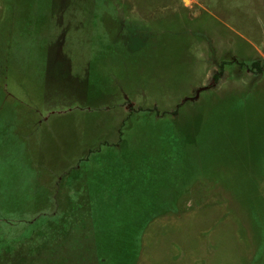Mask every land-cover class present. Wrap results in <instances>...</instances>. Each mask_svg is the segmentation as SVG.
<instances>
[{
	"label": "rangeland",
	"instance_id": "1",
	"mask_svg": "<svg viewBox=\"0 0 264 264\" xmlns=\"http://www.w3.org/2000/svg\"><path fill=\"white\" fill-rule=\"evenodd\" d=\"M176 132L201 139L222 183L196 186L181 215L152 222L136 264H264V0H0L7 201L35 195L25 165L54 193L86 158L137 170L141 138ZM2 215L0 243L23 264L33 216Z\"/></svg>",
	"mask_w": 264,
	"mask_h": 264
},
{
	"label": "trees",
	"instance_id": "2",
	"mask_svg": "<svg viewBox=\"0 0 264 264\" xmlns=\"http://www.w3.org/2000/svg\"><path fill=\"white\" fill-rule=\"evenodd\" d=\"M225 65L222 63L221 72L214 75L215 82ZM252 69L262 71L259 62L248 67ZM180 108L177 106L173 115L178 116ZM168 135L140 139L137 170L86 158L56 181L54 193L39 184L41 170L25 165L35 175L33 198L11 203L4 197L6 192L0 193L4 221L9 222L10 215L33 216L26 222L27 235L21 245L27 246L28 258L22 262H29L34 255L43 257L46 264H136L142 236L152 222L181 215L192 189L198 185L218 187L223 179L216 163L208 173L201 139L193 141L178 132ZM130 176L137 177L136 183L130 182ZM14 186L21 189L23 185ZM135 188L140 193L131 190ZM28 202L33 209L23 211L22 205L28 206ZM43 207L48 212L39 214ZM6 247L0 243V264L8 263L6 256L17 264L12 256L17 250Z\"/></svg>",
	"mask_w": 264,
	"mask_h": 264
},
{
	"label": "water",
	"instance_id": "3",
	"mask_svg": "<svg viewBox=\"0 0 264 264\" xmlns=\"http://www.w3.org/2000/svg\"><path fill=\"white\" fill-rule=\"evenodd\" d=\"M186 1V0H185ZM206 88H201L197 93H196V96L194 97V99H196L197 97H198V94H199V92L200 91H203V90H205Z\"/></svg>",
	"mask_w": 264,
	"mask_h": 264
}]
</instances>
